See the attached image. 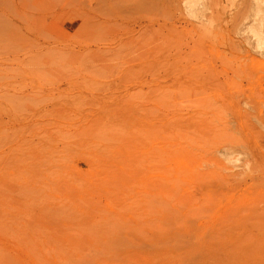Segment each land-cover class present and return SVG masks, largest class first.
<instances>
[{
    "label": "rangeland",
    "instance_id": "obj_1",
    "mask_svg": "<svg viewBox=\"0 0 264 264\" xmlns=\"http://www.w3.org/2000/svg\"><path fill=\"white\" fill-rule=\"evenodd\" d=\"M255 2L0 0V264L264 254Z\"/></svg>",
    "mask_w": 264,
    "mask_h": 264
},
{
    "label": "bare ground",
    "instance_id": "obj_2",
    "mask_svg": "<svg viewBox=\"0 0 264 264\" xmlns=\"http://www.w3.org/2000/svg\"><path fill=\"white\" fill-rule=\"evenodd\" d=\"M258 1H259V0H256V2L251 6V7L254 8V10H253V8H252L253 13L251 12V11H252L251 9H250L251 11H249V10L246 9V10H247V11H246L247 13L249 12V14H250V12H251V14H254V15H253V16H252V15L250 16L249 14L246 13V16H248V17H250V18L252 17L251 21H252L253 23H254V22L257 23V26H258V27L260 28V30H261V31L258 30V31H260L259 33H260V34L262 33V34L264 35V32H262V29H264V3H263L262 1H260L261 4H260V3H257ZM251 4H252V3H251ZM244 9H245V8H244ZM244 9H243V10H244ZM240 10H241V9H240ZM241 12H242V11H241ZM241 12H239V13H241ZM239 13H238V14H239ZM242 13H243V12H242ZM259 13H261V14H259ZM244 17H245V16H244ZM246 18H247V17H246ZM259 28H258V29H259ZM263 31H264V30H263ZM259 33H258V34H259ZM262 38H264V37L262 36ZM262 41H264V39L261 40V42H262ZM257 44H258V41H257ZM134 114H135V113H134ZM132 120H133V118H132ZM128 122H129V121H128ZM217 146H218V145H217ZM217 146H216V147H217ZM220 146H221V147H220ZM220 146H219V147H220L219 149H218V147H217V150H218L220 153H219L218 151H217V152L220 154V156L223 155V156H222L223 158H226L228 161H231V162H232L234 159H236L235 157H236V153H237V151H236L235 149H233V147H230L229 145H227V144H225V143L223 144V142H222V145H220ZM218 153H216V154H218ZM234 155H235V156H234ZM237 155H238V153H237ZM218 156H219V155H218ZM226 159H225V160H226ZM227 160H226V161H227ZM137 161H138V160H137ZM228 161H227V162H228ZM111 172H112V171H111ZM188 172H189V171H188ZM132 173H133V172H132ZM205 177H206V176H205ZM207 191H208V190H207ZM254 212H255V211H254ZM248 215H249V213H248ZM250 215H251V214H250ZM252 215H253V214H252ZM254 215H256V214L254 213ZM263 216H264V214H263ZM231 217H232V216H231ZM255 217H256V221H255V222H258V223L262 222V221H261L262 219H259V220H260V222H259V220L257 219V216H255ZM258 217H259V214H258ZM259 218H260V217H259ZM233 219H234V218H233ZM244 219H245V218H244ZM247 219H248V218H247ZM249 219H250V216H249ZM251 219H253V217H252ZM240 221H241V220H240ZM163 222H164V221H163ZM151 223H152V222H151ZM237 223H238V222H237ZM251 223H252V222H251ZM258 223H256L257 226H256V229H255L253 235H252L254 239H257V238L259 237V236L257 237L258 234H262V236H263V238H264V225H261V224H258ZM263 223H264V219H263ZM228 224H229V223H228ZM156 225H158V224H156ZM223 225H224V223H223ZM252 225H253V224H252ZM159 226H160V225H159ZM220 226H222V225H220ZM220 226H218L217 229H219ZM225 226H226V228L228 227V228H227V230H228V229H229V226H227V224H225ZM154 227H155V226H154ZM161 227H162V225H161ZM163 227H164V226H163ZM163 227H162V229L165 230V227H166V226H165L164 228H163ZM232 227H233V225H232ZM234 227H235V226H234ZM234 227H233V228H234ZM213 228H215V227H213ZM213 228H212V229H213ZM159 229L161 230V228H159ZM168 229H169V228H168ZM231 229H232V228H231ZM231 229H229V233H228V231H226V232L228 233V235L230 234V230H231ZM252 229H254V228L252 227ZM157 230H158V229H157ZM160 230H158V231H159V232H158V235L161 234V231H160ZM163 230H162V231H163ZM166 230H167V229H166ZM221 230H222V233H223V231H225L224 228L221 229ZM221 230L219 229V231H221ZM231 231H232V234H233V229H232ZM155 232H156V231H155ZM212 232H213V231H212ZM216 232H217V230H216ZM226 232H225V233H226ZM116 233H117V232H116ZM159 233H160V234H159ZM164 233H165V231H164ZM207 233H208V232H207ZM222 233H220V232L216 233V235H217V234H220L219 239H220V240L222 239L221 241L226 240L225 238H229V237H225V238L222 237V236H221ZM204 234H206V233H204ZM232 234H231V236H232ZM235 234H236V233H234L233 236H234ZM250 234H251V232H250ZM161 235H162V234H161ZM174 235H175V232H174ZM174 235H172V236L174 237ZM216 235H215V236H216ZM225 235H226V234H224L223 236H225ZM176 236H179V235H177V233H176ZM182 236H183V235H182ZM182 236H181V238H182ZM203 236L205 237V235H203ZM210 236H212V235H210ZM218 236H219V235H218ZM231 236H230V237H231ZM246 236H247V234L243 237V239H244V238L246 239ZM250 236H251V235H250ZM250 236H249V233H248V237H247L246 240H248ZM252 236H251V241H252V239H253ZM260 236H261V235H260ZM189 237H190V236H189ZM206 237H207V236H206ZM208 237H209V236H208ZM221 237H222V238H221ZM235 237H236V236H235ZM115 238H116V237H115ZM122 238H123V237H122ZM151 238H152V237H151ZM176 238H177V237H176ZM223 238H224V240H223ZM233 238H234V237H233ZM168 239H169V238H168ZM168 239H166V240H168ZM170 239H171V238H170ZM170 239H169V240H170ZM174 239H175V238H174ZM179 239H180V238H179ZM184 239H185V238H184ZM186 239H187V238H186ZM188 239H189V238H188ZM188 239H187V240H188ZM210 239H211V238H210ZM213 239H214V238H213ZM213 239H212V240H213ZM216 239H218V238H215V240H216ZM219 239H218V240H219ZM231 239H232V238H230V240H231ZM241 239H242V238H241ZM112 240H113V239H112ZM122 240H123V239H122ZM176 240H178V239H176ZM190 240H191V239H190ZM190 240H189V241H190ZM220 240H219V242H220ZM227 240H228V239H227ZM258 240H259V239H258ZM261 240H262V237H261ZM172 241H173V240H172ZM189 241H188V242H189ZM204 241H205V240H204ZM232 241H233V240H232ZM236 241H237V240H236ZM263 241H264V239H263ZM263 241L260 242V240H259L260 243H263ZM120 242H121V241H120ZM153 242H154V241H153ZM157 242H158V241H157ZM163 242H164V240H163ZM169 242H170V241H169ZM173 242L175 243L176 241L174 240ZM209 242H210V241H208V243H209ZM212 242H213V241H212ZM215 242H218V241H215ZM219 242H218L217 244H219ZM229 242H230V241H229ZM254 242H256V240H254ZM154 243H155V242H154ZM165 243H166V242H165ZM181 243L183 244L182 240H181L180 244H181ZM190 243H191V242H190ZM208 243H207V244H208ZM223 243H224V242H223ZM235 243H236V242H235ZM235 243H234V244H235ZM257 243H258V242H257ZM151 244H152V243H151ZM160 244H161V243H160ZM160 244H159V246H160ZM168 244H169V243H168ZM172 244H173V243H172ZM184 244H185V243H184ZM184 244H183V247H185ZM212 244L214 245L215 243H212ZM212 244H211V245H212ZM225 244H226V242H225ZM227 244H228V242H227ZM234 244H233V245H234ZM252 244L254 245V243H252ZM156 245H157V244H156ZM164 245H165V244H164ZM177 245H178V244H177ZM177 245L175 244V247H176ZM222 245H223V244H222ZM222 245H221V248L224 247V246H222ZM229 245H230V243H229ZM253 245H252V246H253ZM257 245H258V246H263L264 244H257ZM148 246H150V245H148ZM148 246H147V247H148ZM154 246H155V244H154ZM157 246H158V245H157ZM171 246H172V245H171ZM171 246H170V247H171ZM206 246H207V245H206ZM208 246H209V245H208ZM216 246H217V245H216ZM219 246H220V245H219ZM258 246L256 247V244H255V248H258ZM152 247H153V245H152ZM214 247H215V246H214ZM226 247L229 248V246H225L224 249H226ZM230 247H231V246H230ZM253 247H254V246H253ZM253 247H252V249H253V251H255ZM149 248H150V247H149ZM149 248H148V249H149ZM178 248H179V247H178ZM210 248H211V247H210ZM216 248H218V247H215V249H216ZM228 248H227V249H228ZM235 248H236V247H235ZM259 248H260V247H259ZM259 248L257 249V252H260V251H259ZM261 248L263 249L264 246L261 247ZM157 249H158V247H157ZM175 249H176V248H175ZM180 249H181V248H180ZM227 249H226V250H227ZM212 250H213V249H212ZM230 250H231V249H230ZM133 251H134V250H133ZM201 251H202V250H201ZM222 251L225 252V250H222ZM251 251H252V250H251ZM106 252H107V251H106ZM106 252H105V253H106ZM216 252H217V251H216ZM220 252H221V251H220ZM228 252H229V250H228ZM255 252H256V251H255ZM257 252H256V254H257ZM262 252L264 253V250L261 251L260 253H262ZM105 253H104V256H102V257H100L99 259H96V260H95V264H113V263H114V262L111 261L110 259H107V258H106L107 253H106V254H105ZM136 253H137V255H136ZM136 253L134 252V253L131 255L132 257L130 256L131 258L129 257L130 261H132L133 263H135V264H136V263L150 264V263L152 262V259H151V258L153 257V256L151 257L152 254H150V255H149L150 258H148V257H147L148 255H145L146 257H144V255H140L141 253H139V252H136ZM151 253H154V252H151ZM156 253H157V252H156ZM225 253L227 254V251H226ZM225 253L222 252L223 255H222V254H221V255H222V256H225V255H226ZM231 253H232V251H231ZM260 253H259V254H260ZM263 253H262V254H263ZM110 254H112V253H110ZM148 254H149V253H148ZM161 254H162V253H161ZM164 254H165V253H164ZM228 254H229V253H228ZM228 254H227V255H228ZM241 254H242V253H241ZM252 254H253V253H252ZM128 255H130V254H128ZM206 255L208 256V254H206ZM221 255L219 256V255H217V254L215 253L214 255H211V257L209 256L210 258L207 259V260H205L204 262H202V264H218V260H220V259L222 260V258L219 259V257H222ZM232 255H233V254H232ZM244 255H245V254H244ZM248 255H249V254H248ZM250 255H251V254H250ZM263 255H264V254H263ZM263 255L260 254V256H258V254H257V257H255V258H254L253 255H252L253 257H252V256H249V257H252V258L254 259V261H253V259L250 258V260H249L250 263H249V264H253V263H255V264H259V263H260V264H261V261L263 262L262 264H264V258H263L264 256H263ZM162 256H163V255H162ZM207 256H206V257H207ZM218 256H219V257H218ZM261 256H263V257H262L263 260H261V259H262ZM156 257H157V256H156ZM156 257H154V259H155ZM163 257H164V256H163ZM225 257H226V256H225ZM225 257H224V258H225ZM236 257H237V256H236ZM236 257H235V258H236ZM224 258H223V259H224ZM158 260H159V259H158ZM160 260H161V259H160ZM160 260H159V261H160ZM162 260H164V262H166V261H165L166 259H162ZM187 260H188V259H187ZM225 260H226V259H225ZM228 260H229V259H228ZM232 260H233V259H232ZM251 260L253 261V263L251 262ZM130 261H129V262H130ZM154 261H156V260H154ZM192 261H193V260H192ZM196 261L198 262V260H196ZM196 261L193 262V263H196ZM238 261H239V260H238ZM199 262H200V261H199ZM227 262H228V261H227ZM234 262H235V260H234ZM240 262H241V261H240ZM153 263H154V262H153ZM156 263H157V262H156ZM187 263H188V262H187ZM191 263H192V262H191ZM220 263H221V262H220ZM220 263H219V264H220ZM154 264H155V263H154ZM160 264H162V263H160ZM167 264H170V261H169V263H167ZM171 264H172V262H171ZM223 264H224V263H223Z\"/></svg>",
    "mask_w": 264,
    "mask_h": 264
}]
</instances>
